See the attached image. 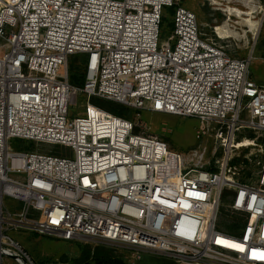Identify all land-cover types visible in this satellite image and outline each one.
<instances>
[{
  "label": "built area",
  "instance_id": "2783aa9c",
  "mask_svg": "<svg viewBox=\"0 0 264 264\" xmlns=\"http://www.w3.org/2000/svg\"><path fill=\"white\" fill-rule=\"evenodd\" d=\"M179 3L0 0V264H35L10 232L123 247L137 259L156 253L174 264H264V162L243 179L231 165L238 133L264 135L254 49L233 56L218 26V40L207 37ZM164 8L174 9L166 40ZM261 14L254 43L261 32L264 40V4ZM76 56L82 87L69 81ZM75 91L87 96L86 112L69 119ZM95 98L196 118L200 144L174 152ZM211 137V156L223 152L214 165L203 143ZM13 140L35 146L13 151Z\"/></svg>",
  "mask_w": 264,
  "mask_h": 264
},
{
  "label": "rangeland",
  "instance_id": "374dc122",
  "mask_svg": "<svg viewBox=\"0 0 264 264\" xmlns=\"http://www.w3.org/2000/svg\"><path fill=\"white\" fill-rule=\"evenodd\" d=\"M236 0H180L179 5L196 16L197 23L202 29V33L209 38L218 40L215 34V27H222L227 30L230 38L221 43L229 53L238 58L249 55L254 49V59L250 65V76L258 85L264 87V40L262 32L259 34L257 42L254 43L253 37L256 30L259 29L262 14L260 6L264 4V0H246L245 3L255 4L254 19L249 24L246 21L249 17L241 18L235 15L230 16L231 8L240 9L243 12H249V6L246 9ZM253 4V3H252ZM237 13V12H236ZM174 9L164 8V17L166 22L161 31L160 39H169L172 37V16ZM174 45V41L172 42ZM82 59L75 63V68L84 73ZM71 66V60L68 63V70ZM99 100V99H98ZM88 98L86 95L79 94L77 91L71 94L69 105V119L83 117L86 112L85 104ZM91 104L97 105L95 99L90 100ZM106 109L122 111L126 115L125 118L133 122H140L146 125L149 132L164 140L171 150L177 153L186 154L200 144L196 139V131L200 126V121L196 118L180 117L173 115H165L152 113L147 111H136L128 109L122 105L115 103H103ZM98 106V105H97ZM102 108V107H101ZM139 114V117L137 116ZM207 146V159L214 165L217 161H221L223 152H217L216 157H212L215 148L214 137L203 141ZM249 143L238 150L233 149L232 166H236L241 173L243 179L251 171H258L260 164L264 162V135L253 131H242L236 135L235 144ZM35 143L24 140H13L10 148L13 151H23L24 148L31 150ZM42 152H58L62 153L59 148L41 147ZM4 206L10 211L18 209L19 202L16 200L5 198ZM9 235L28 252L35 264H174L168 258L156 253H140L141 258L137 259L135 253L123 247H113L102 243L94 242H75L64 241L62 239L39 235L34 232H10ZM89 251L90 257L87 252ZM96 253L98 258L94 260L93 254ZM134 254V255H133ZM100 257V258H99ZM95 258V259H96ZM168 259V260H167ZM13 264L5 262V264Z\"/></svg>",
  "mask_w": 264,
  "mask_h": 264
},
{
  "label": "trees",
  "instance_id": "16d2710c",
  "mask_svg": "<svg viewBox=\"0 0 264 264\" xmlns=\"http://www.w3.org/2000/svg\"><path fill=\"white\" fill-rule=\"evenodd\" d=\"M165 22H166V18H164V20H163L162 28L164 27ZM169 26L173 29V24H170ZM79 59H82V58L79 56H76V57H73L70 59L71 60V66L69 67L68 74H69V81L72 85L77 86V87H82L84 84V80H85V72L81 74L80 70L78 68H75V66H76L75 63L77 61H79ZM82 61H83V59H82ZM95 100L97 101L96 104L98 105V107H100V108L102 107L103 109L107 108L104 106L103 103H105V102L108 103V101L98 100L96 98H95ZM109 103H111V102H109ZM108 112H110L113 115L119 116V117H126V115L123 113V110L122 111H115V110L109 108ZM87 254H88L87 256L90 257L89 251L87 252ZM93 257H94V260H96V262H100V261H97L98 256L96 253L93 254Z\"/></svg>",
  "mask_w": 264,
  "mask_h": 264
},
{
  "label": "bare ground",
  "instance_id": "6f19581e",
  "mask_svg": "<svg viewBox=\"0 0 264 264\" xmlns=\"http://www.w3.org/2000/svg\"><path fill=\"white\" fill-rule=\"evenodd\" d=\"M242 1V3H244V6H246V9H247V7L249 6V12H243V11H241L240 9H237V8H231L230 10H229V15L230 16H233V15H235L236 17H239V18H241L242 16H246V17H249L246 21H248L249 22V24L251 23V24H253L252 23V21H253V19H254V14H255V12H254V9H255V4H254V2L253 1H251V3L250 4H248V3H245V1L246 0H236L235 2L237 3V2H241ZM253 3V4H252ZM260 10L262 11V6H260ZM237 12V13H236ZM254 25V24H253ZM224 26V25H223ZM223 26L222 27H219L217 30L219 31V34L221 35V36H223V37H227V38H230V36L228 35L229 33H227V30L228 31H230L228 28H226L227 30H225V29H223ZM259 26H260V23H259ZM256 31H258V30H256ZM249 143H245V144H242V145H240L239 147H244V146H247Z\"/></svg>",
  "mask_w": 264,
  "mask_h": 264
}]
</instances>
